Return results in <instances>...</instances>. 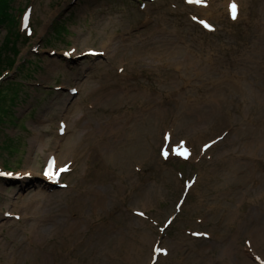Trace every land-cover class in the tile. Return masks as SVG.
<instances>
[{"label": "rangeland", "instance_id": "374dc122", "mask_svg": "<svg viewBox=\"0 0 264 264\" xmlns=\"http://www.w3.org/2000/svg\"><path fill=\"white\" fill-rule=\"evenodd\" d=\"M9 10L0 48L18 38L0 79V264H242L241 254L264 264V0ZM89 123L97 134L81 129ZM37 136L43 149L30 145ZM48 155L66 188L44 184Z\"/></svg>", "mask_w": 264, "mask_h": 264}, {"label": "bare ground", "instance_id": "6f19581e", "mask_svg": "<svg viewBox=\"0 0 264 264\" xmlns=\"http://www.w3.org/2000/svg\"><path fill=\"white\" fill-rule=\"evenodd\" d=\"M245 93H252L251 91H248V90H246L245 91ZM246 96V95H245ZM65 126H66V124H65ZM65 129H68V127H64ZM60 129H61V126H60ZM64 129V130H65ZM70 129V128H69ZM83 131H87V133L90 135V136H93V135H95V134H97L98 132H97V128L96 129H94L93 127H92V125L89 123V124H86V127H82L81 128ZM117 132V131H116ZM114 133V132H112L111 131V133L112 134H110V137L108 138V141H109V143L111 144V146H117V145H119V134H118V132L117 133ZM124 134V130H121L120 131V135H123ZM82 140H85V139H82ZM96 141L98 142V146H97V151H96V153H98V154H103L104 152H105V149H107L106 148V145H105V138L103 137V134H99V137L96 139ZM42 143V138H41V136H37V137H35L34 139H32L31 141H30V145L32 146V149L33 148H40V149H43V147H45V145H43V144H41ZM83 143V142H82ZM84 144V143H83ZM57 161H58V159L59 158H55ZM90 171V170H89ZM36 182V181H35ZM33 188V187H32ZM161 188H163V186L161 185ZM177 188H179V186H178V184H177ZM150 193L149 192H146V194L145 195H149ZM35 198H41V199H43V200H46L47 202L50 200V199H45V197H46V195L44 194H40V193H37L36 192V194H35V196H34ZM22 207V206H21ZM143 208V207H142ZM33 210H35V207H33L32 208ZM254 213H258V212H254ZM139 220V219H138ZM142 225H143V222L141 223ZM254 235H256L257 236V233H255L254 232ZM258 235H260V234H258ZM252 243L253 244H255L256 245V243H255V240H253L252 241ZM229 250H228V248L227 247H225V248H223V250H222V254L223 255H231V253H229L228 252ZM241 256V258H242V264H253L252 263V261L247 257L248 255H243V254H241L240 255Z\"/></svg>", "mask_w": 264, "mask_h": 264}, {"label": "trees", "instance_id": "16d2710c", "mask_svg": "<svg viewBox=\"0 0 264 264\" xmlns=\"http://www.w3.org/2000/svg\"><path fill=\"white\" fill-rule=\"evenodd\" d=\"M11 1L12 0H0V28L1 27L6 28V26L8 24H10V22H13V18H12V14H11V13H13V10H11V12H9ZM18 23H19L18 20L15 21L16 25H18ZM10 26H12V25H10ZM12 29H13V26H12ZM11 36H15V35L11 34ZM15 37L16 38H12V37L8 36V38L10 40L5 42L4 47L2 49L0 48V79L2 77L1 74L3 73V69H1L3 67V63H7V61L9 60L8 54H13V51L15 50V44H16L17 38H18L17 36H15ZM8 64L11 67L12 65H14V62L11 60V61H9Z\"/></svg>", "mask_w": 264, "mask_h": 264}, {"label": "snow or ice", "instance_id": "6c2138e0", "mask_svg": "<svg viewBox=\"0 0 264 264\" xmlns=\"http://www.w3.org/2000/svg\"><path fill=\"white\" fill-rule=\"evenodd\" d=\"M231 7H232V9H233V13H235V7H236V6L233 4ZM234 18H235V17H234Z\"/></svg>", "mask_w": 264, "mask_h": 264}]
</instances>
